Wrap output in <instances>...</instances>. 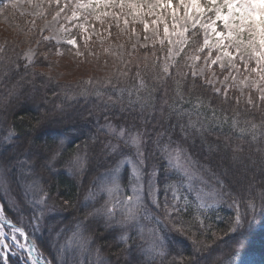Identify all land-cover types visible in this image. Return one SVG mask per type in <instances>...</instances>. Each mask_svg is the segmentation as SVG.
I'll return each mask as SVG.
<instances>
[{
  "label": "trees",
  "instance_id": "16d2710c",
  "mask_svg": "<svg viewBox=\"0 0 264 264\" xmlns=\"http://www.w3.org/2000/svg\"><path fill=\"white\" fill-rule=\"evenodd\" d=\"M31 24L28 15L14 10L7 0H0L1 33L11 35L0 46V122L5 124L2 133L7 132L6 143L0 147V161L19 159L18 166L28 169L29 158L32 164L34 160L32 167L48 203L59 206L60 211L57 216L45 217L44 231L52 225L57 233L61 224L65 236L68 227L82 221L76 214L81 209L79 200L93 177L132 151L129 146H122L120 152L115 150V138L106 130L112 124L143 134L144 170L153 168L158 175L155 183L159 216L167 226L163 229L166 247L163 255L151 251L141 257L140 253L151 246L146 232L133 229L128 244H115L117 229L105 230L100 222L89 220L86 231L92 246L105 253L101 256L104 264H264V97L253 95L247 102L233 89L215 92L192 74L188 53L206 52L199 28L187 33L183 49L168 63L165 44L137 46L113 61L111 55L97 50L95 42L83 47L78 39L83 50L76 55L67 45L57 49ZM28 45H35V55L29 62L22 56ZM89 48L91 55L86 52ZM60 52L72 53L83 75L70 80L48 76L44 68L54 63V58L58 60ZM88 59L98 61V68L90 71ZM83 61L86 66H80ZM43 104L54 108V113L41 115ZM9 136L11 139H6ZM60 139L70 146L52 160L54 169L46 172L43 150L58 149ZM30 141L40 147H25ZM169 147L185 152L193 170L209 181L216 200V207L203 210L187 204L185 210L176 212L181 230L170 228L175 213L170 217L165 213L166 199L180 177L165 161ZM75 155L76 173L67 168ZM12 172L9 176L16 184ZM127 176L125 168L122 178ZM166 185L172 187L166 189ZM57 199L62 205L54 203ZM63 203L72 209H66ZM3 211L19 224L5 204ZM58 216L63 225L53 222ZM21 226L30 232L29 226ZM38 241L41 255L57 264L46 240L39 235ZM111 243L123 248L125 257H110L106 244ZM8 259L9 264H19Z\"/></svg>",
  "mask_w": 264,
  "mask_h": 264
},
{
  "label": "rangeland",
  "instance_id": "374dc122",
  "mask_svg": "<svg viewBox=\"0 0 264 264\" xmlns=\"http://www.w3.org/2000/svg\"><path fill=\"white\" fill-rule=\"evenodd\" d=\"M7 2H10V6L14 10L28 15L32 23L31 26L37 27L41 37L56 44L57 49H60V45H67L71 47H68V49L76 55H80L83 48L79 47L78 39L80 40V45L82 44L83 47H87L85 45L93 41L96 43L97 50L111 55L113 61L131 53L137 46L144 47L152 44H165L167 47V62L172 63L183 49L187 40V33L197 27L202 36V49H205L206 52L188 53L187 60L192 74L200 77L206 84L213 87V91L215 92L223 91L225 93L227 90L233 89L241 97L247 99V102L253 98V95L256 98L264 97V0H220L221 4L231 5L225 8V12L228 13L227 22L231 27L229 29L223 26L219 27L218 32L223 33L222 36L213 31L216 19L214 12L195 15L192 20L181 19L180 17L173 20L169 15L160 17L150 14L149 6L156 4L157 0H7ZM175 3L178 4L179 0H175ZM186 3L194 4L195 0H186ZM205 4L208 7L213 6L211 0H205ZM117 13H119L118 16L116 15ZM33 21H35V24ZM2 30L3 28H0V46L5 42L6 38L9 39L11 36L8 33H1ZM70 40L75 41V46L68 43ZM17 41H20V38ZM86 52L91 55L92 50L89 48ZM34 55L35 45H28L23 49L22 56L25 61H31ZM61 58L64 61L59 62ZM75 60L72 53L67 54L63 52L61 54L60 52L58 60L54 58V63L46 66L44 71L48 76L53 78L70 80L84 73L83 70L77 69L80 67ZM80 60L82 61V57H80ZM87 61L90 71L98 68L96 66L99 64L98 61L89 59ZM83 62L80 63V66H86L85 62ZM43 106L41 115L44 117L54 113L51 111L54 108L48 105L46 107L44 104ZM4 125L0 122V147L6 143V135L4 134L7 132L2 133ZM106 130L115 138L112 144L116 151L120 152L123 149L122 146H129L132 148V151L124 153L122 159H120L124 160L125 163L120 164V160L117 163L119 171H113L115 167L113 166L112 168L101 170L96 177H93V181L87 189L88 191L82 200H79L78 206L81 209L76 214L81 217L82 221L89 213L101 209L105 205L106 200L111 199L107 190L100 191V188L105 184L107 187H112L110 183L112 175L117 177L119 187L123 189L127 186L128 194H131L132 185L129 183V177L132 176L133 171L132 164L127 163L128 160H132L137 167L143 169L146 192H151L149 182L151 174L155 170L153 168L144 170L142 132L128 131L112 124L107 125ZM34 144L38 143L30 141V144H27L25 147L30 149L35 148V146L36 148L40 147V144ZM42 145L44 146L43 143ZM52 149L53 151L51 152L48 149L43 150V152H46L45 161L43 162L46 172H51L54 169L52 160L49 167L46 166V162L57 151L56 147ZM78 155L73 156L71 162L67 165V168L71 169V172L74 171L76 173L77 171ZM22 156L27 155L22 153ZM30 159V162L27 161L28 169L24 166H18L17 162L19 159H12L8 163L0 161V178L7 181V187L0 186V202L6 201L4 203L5 206L19 222V224L14 223L20 227H22L21 225L29 226L31 232L34 213L33 208L29 206H31L34 200L44 201L41 204L44 212V219L41 224L43 236L40 235V237L46 240L57 263V255L61 245H67L69 253L72 252L71 239L75 231V224L70 227L67 226L69 229L65 236L62 235L66 229L64 230V226L62 227L61 224L58 226L59 230L57 229V233L56 231H52V225H49L46 231H44L45 217L47 215L57 216L60 211L58 210V205V208H56L54 205L51 206L48 203L37 171L34 172L32 167L34 166V160L32 164V158ZM165 161L180 176L173 186L168 199H166V206L168 208L165 213L167 217L175 213L176 218L170 228L181 230L183 228L179 226V219H177L179 216L176 215V212L184 209L183 207L187 204H194L203 210L216 207V200L213 197V191L209 190V181L207 183L204 175L193 170L191 162L182 149L169 147V150L165 154ZM125 168H127L128 176L126 179H123L122 172ZM10 169L16 177V184H12L11 182V175L9 176L11 174ZM24 180L27 181L25 182ZM90 192L92 193L91 196L89 195ZM22 195L26 196L29 206L25 203V198ZM155 198L157 199V195ZM15 201H19V205L14 207ZM54 203L62 205L61 200L58 199ZM63 206L66 209H72L71 205L68 208L67 204L63 203ZM148 208L150 210L149 214L145 215L141 213L137 222V228L134 229L138 232H146V237L148 236L149 240L144 237V242L147 243L148 240L152 246V248L150 246L149 249L147 248L146 251L140 253L141 255L137 251L141 257H144V253L150 254L151 251L153 253L158 251L159 254L161 252L164 253L166 247V233L163 229H166L167 226L159 216L160 210L153 208L150 203L148 204ZM0 215L2 219H8L4 211L0 212ZM89 220L100 222L101 227L105 228V230L111 229V227H106V220L102 215H96ZM53 222L57 225V223H62L63 221L58 216V218H54ZM0 227V232L4 233L2 239L7 240L14 250L19 251L9 238L16 227L14 228L4 223H0ZM113 229L120 231L118 228ZM134 230L132 229V231ZM46 232L47 234H45ZM83 234L85 237H89L87 231ZM115 241L116 243H113H120L117 238ZM92 244L91 238L86 250L79 255L73 252L72 264H81V262L82 264L85 262L87 264H104L101 256L103 257L105 253H99L97 247L92 246ZM106 246L108 250L107 254L110 257L112 255L115 260L125 257L124 249L118 247V245L114 247L111 243L106 244ZM110 248H116L115 252L110 250ZM14 258L21 260L18 257ZM41 258L44 259L42 255ZM65 261L64 264H68L67 258ZM23 263L28 264V260L24 259ZM37 264H39V260H37Z\"/></svg>",
  "mask_w": 264,
  "mask_h": 264
},
{
  "label": "snow or ice",
  "instance_id": "6c2138e0",
  "mask_svg": "<svg viewBox=\"0 0 264 264\" xmlns=\"http://www.w3.org/2000/svg\"><path fill=\"white\" fill-rule=\"evenodd\" d=\"M211 4L213 6L208 7L205 4V0H195L194 4L186 3V0H179L178 4L175 3V0H157L156 4L149 6V12L151 15H157L160 17L169 15L173 20L177 17L192 20L195 15L214 12L216 14V19L214 21L215 27L213 28V31L222 36L223 33L218 32L219 27L223 26L226 29L231 27L227 22L228 13L225 12V8L230 7L231 5L221 4L220 0H211ZM116 15L118 16L119 13ZM68 43L75 46L74 40H70ZM6 139H11V136ZM58 144L57 151L53 154L51 159L46 162L47 167H49L51 160H55L62 154V150L65 147L70 146L66 145L64 139H60ZM123 163H125V161L120 160V164ZM127 163L132 164L133 171L132 176L129 177V183L132 185L131 194H128L127 186L121 189L117 184V177L112 175L110 180L112 187H107L105 184L100 188V191L107 190L111 199L106 200L105 205L101 209L89 213L83 221L75 224V231L73 232L71 239L72 252L69 253L67 245H61L60 251L57 255V264H64L66 258L68 259V264H72L73 252H76V254L79 255L87 249L91 237H85L83 233L86 231L89 219L94 216L102 215L106 220L107 227L120 229L119 234L116 237L117 240L122 244H128L132 238V229L137 228V222L141 213L145 215L149 214L150 210L148 204L150 203L153 208H159V201L155 198L158 194L156 187L157 183H155V179L158 177L157 172L154 171L151 174L149 182L151 192H146L145 173L143 169L137 167L132 160H128ZM113 171H119L118 164L115 165ZM24 181L26 182L27 180ZM0 186L7 187V181L0 178ZM169 187L172 186L166 185V189ZM116 193H118V195H116ZM89 195L91 196L92 193L90 192ZM22 197L25 198V203L29 206L26 196L22 195ZM4 203H6V201L0 202V212H3ZM42 203H44V201L34 200L31 206H29L33 208L34 213L31 233L23 228H16L9 236L12 243L16 245V248L19 249V251L14 250L8 244L7 240H3L2 237L4 233L0 232V264H9V256L20 258L21 264H23L24 259L28 260V264H37V260H39V264H51L50 260L45 261L41 258V252L39 250L38 236L43 234L41 224L44 219L43 207L41 206ZM173 203L175 204V202ZM18 205L19 201H15L14 207ZM157 222L159 223V221ZM237 222H239V218H237ZM0 223H3V221H0ZM143 234L144 233H137L138 236H143ZM163 254V252L160 253V255Z\"/></svg>",
  "mask_w": 264,
  "mask_h": 264
},
{
  "label": "water",
  "instance_id": "95a60500",
  "mask_svg": "<svg viewBox=\"0 0 264 264\" xmlns=\"http://www.w3.org/2000/svg\"><path fill=\"white\" fill-rule=\"evenodd\" d=\"M1 221H3V223H9V224H12V225L15 226V227H18L17 225H15V224H13V223H10L8 220L1 219Z\"/></svg>",
  "mask_w": 264,
  "mask_h": 264
},
{
  "label": "bare ground",
  "instance_id": "6f19581e",
  "mask_svg": "<svg viewBox=\"0 0 264 264\" xmlns=\"http://www.w3.org/2000/svg\"><path fill=\"white\" fill-rule=\"evenodd\" d=\"M0 219H2V218H1V215H0ZM0 229H1V227H0Z\"/></svg>",
  "mask_w": 264,
  "mask_h": 264
}]
</instances>
